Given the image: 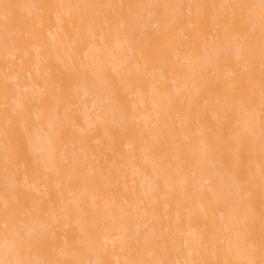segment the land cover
I'll list each match as a JSON object with an SVG mask.
<instances>
[{"label": "bare ground", "instance_id": "obj_1", "mask_svg": "<svg viewBox=\"0 0 264 264\" xmlns=\"http://www.w3.org/2000/svg\"><path fill=\"white\" fill-rule=\"evenodd\" d=\"M0 264H264V0H0Z\"/></svg>", "mask_w": 264, "mask_h": 264}]
</instances>
